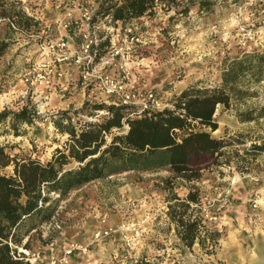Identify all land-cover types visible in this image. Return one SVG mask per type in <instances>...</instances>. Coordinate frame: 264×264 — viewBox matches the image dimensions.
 <instances>
[{
	"label": "rangeland",
	"instance_id": "rangeland-1",
	"mask_svg": "<svg viewBox=\"0 0 264 264\" xmlns=\"http://www.w3.org/2000/svg\"><path fill=\"white\" fill-rule=\"evenodd\" d=\"M19 1L33 26L17 28L0 19V47L6 45L0 49V113L27 107L50 116L87 103H117L95 84L81 86L78 79L75 92L71 86L61 87L67 81L56 82L43 100L41 90H29L22 81L27 66L38 59L40 41L67 31L80 45L79 33L87 24L83 14L92 21L97 0ZM157 2L153 14L134 27L114 25L108 18L90 21L98 44L108 42L95 49L110 60L94 74L121 82L119 98L134 94V104L140 105L150 92L156 98L154 107L163 109L191 87L219 88L222 70L234 58L264 54V0ZM236 88L251 95L231 99L228 108L217 105V129L211 133L216 139H232L223 149L229 165L215 166L205 158L191 162L200 173L199 182L174 180L167 171H130L86 184L60 201L56 216L34 235L30 261L39 254L38 264H46L50 256L61 258L74 248L67 264H264V151L245 155L253 145L264 144V79L255 83L245 78ZM79 95L81 100L74 101ZM253 110H261L262 116L248 123L238 120L236 113ZM66 139L50 120L19 124L15 133L0 123V145L41 161L50 159ZM192 186L201 205H191V219L202 214L201 232L219 237L187 248L167 213L171 196L184 198ZM104 231V238L96 237Z\"/></svg>",
	"mask_w": 264,
	"mask_h": 264
},
{
	"label": "trees",
	"instance_id": "trees-1",
	"mask_svg": "<svg viewBox=\"0 0 264 264\" xmlns=\"http://www.w3.org/2000/svg\"><path fill=\"white\" fill-rule=\"evenodd\" d=\"M97 2L92 24L108 18L121 27L136 26L140 19L153 14L158 3L157 0ZM0 19L17 28L33 26L32 19L24 16L19 0H0ZM106 43L99 41L98 46L104 47ZM96 53L102 55L98 49ZM263 68L264 54L234 58L225 64L219 88L191 87L159 110L87 103L77 110L50 116L27 107L18 112H1L0 123H7L14 133L19 124L31 125L34 119L50 120L67 139L46 161L30 154L13 153L12 147L0 145V264H29L20 250L31 251L34 235L56 216L58 203L86 184L130 171H167L174 180L199 182L200 173L190 167L191 162L205 158L215 166L229 165L230 156L223 149L232 145V139L211 137L217 129L213 119L216 107L228 108L231 99L248 96L236 84L245 78L258 83L264 79ZM260 111L238 112L236 116L240 122L248 123L262 116ZM261 151L264 144L253 145L245 155ZM168 181L163 179L165 184ZM170 199L173 204L167 214L185 247L195 243L203 246L205 239L215 242L219 234L201 232L202 214L191 219L194 212L191 205H201L197 188L190 187L184 198L173 194Z\"/></svg>",
	"mask_w": 264,
	"mask_h": 264
},
{
	"label": "built area",
	"instance_id": "built-area-1",
	"mask_svg": "<svg viewBox=\"0 0 264 264\" xmlns=\"http://www.w3.org/2000/svg\"><path fill=\"white\" fill-rule=\"evenodd\" d=\"M83 18L87 24L86 28L79 33L81 43L77 48L71 51L68 50L66 37L64 35H60L55 39H46L39 42L36 51L40 52L38 59L34 60L27 66L22 76V81L27 87H30L29 90H41L42 96L40 97V100L45 99L46 94L53 90L58 79L63 77V71L60 70V66L63 63L69 64L72 62L77 66V78L81 82L80 85L86 87L90 84H95L105 97L114 96L113 98L116 97L118 99L117 103H113V105H128L157 109L154 107V104L156 105V98L152 93H146L145 96H143V103L137 105L134 104V94L124 96V98L117 97L122 94L123 86L121 82L111 76L94 74L96 70V73L100 72L110 60L106 59L104 56H97V50L95 47L98 44V39L94 34L93 26L90 24L91 16L85 12ZM66 27L67 24L65 25V28ZM98 113L101 114L102 112L98 111ZM37 114H40L39 111ZM105 235H107L106 231H104L102 235L99 232L96 234V237L102 238ZM72 251H74V248H68V250L64 251L61 258H56L52 255L48 258L46 264H67L66 257L70 255ZM20 252L25 255L29 264H38V261L40 260L39 254H33V259L30 261L28 251L20 250Z\"/></svg>",
	"mask_w": 264,
	"mask_h": 264
},
{
	"label": "crops",
	"instance_id": "crops-1",
	"mask_svg": "<svg viewBox=\"0 0 264 264\" xmlns=\"http://www.w3.org/2000/svg\"><path fill=\"white\" fill-rule=\"evenodd\" d=\"M61 35H64L66 37V41H67V45H68V50H73L75 49V47L77 48L76 46V43L74 41V39L71 37L70 34H68V32L64 31L63 33H61ZM57 38V37H55ZM54 38V39H55ZM60 70L63 71V77L61 79H58L57 82H62V81H67V80H71V81H67L66 82V85L65 84H61V87L63 88L64 86L67 88V86H71V88L69 89L70 91H74L75 92V88H76V81H77V75H78V71H77V66L74 65L72 62H70L69 64H66V63H63L61 66H60ZM72 78V79H71ZM64 88V91L65 89ZM81 94V93H80ZM82 97L77 96L75 99H73L74 101L78 102L81 100ZM72 101L70 100L69 103H71ZM82 107V106H81ZM80 108V107H79ZM104 238V237H102Z\"/></svg>",
	"mask_w": 264,
	"mask_h": 264
}]
</instances>
